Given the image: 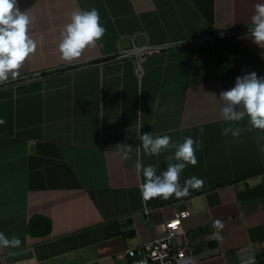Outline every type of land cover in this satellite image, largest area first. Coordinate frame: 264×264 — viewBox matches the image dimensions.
<instances>
[{
    "label": "crops",
    "instance_id": "crops-1",
    "mask_svg": "<svg viewBox=\"0 0 264 264\" xmlns=\"http://www.w3.org/2000/svg\"><path fill=\"white\" fill-rule=\"evenodd\" d=\"M255 2L16 0L36 48L0 81V231L20 239L0 246V264H130L126 248L163 235L185 210L193 264H264V130L245 117L232 122L237 136L223 134L218 100L237 75H264V47L246 24ZM91 7L102 44L63 60L61 28L73 10ZM138 128L173 140L199 135L196 163L179 180L202 184L142 199L133 162L160 171L171 150L145 154ZM121 142L130 159H121Z\"/></svg>",
    "mask_w": 264,
    "mask_h": 264
},
{
    "label": "clouds",
    "instance_id": "clouds-1",
    "mask_svg": "<svg viewBox=\"0 0 264 264\" xmlns=\"http://www.w3.org/2000/svg\"><path fill=\"white\" fill-rule=\"evenodd\" d=\"M253 8L246 23L247 32L255 44L264 47V0H256ZM30 23L31 17L16 6V0H0V81L9 76L15 77L21 63L35 50L36 40L28 32ZM104 32L105 27L100 23L95 7L73 10L68 22L60 30L58 49L61 58L72 61L80 57L86 47L97 42L102 44L100 38ZM218 100L221 102L220 116L229 122L222 128L223 134L231 132L237 136L240 129L233 126L232 122H239L245 117L250 128L264 130V75H258L254 70L237 75L230 87L219 92ZM139 128L136 133L145 154L154 155L171 150L166 157L168 162L160 171L152 164H142L139 160L133 162L137 174L142 177L138 185L142 199L157 196L167 199L173 194L180 197L187 195L190 187L197 188L202 184V179L195 175L186 177L183 183L179 180L186 164L196 163L195 149L200 147L199 135L173 140L166 133L153 135L151 131L139 132ZM258 146L264 155V137L258 140ZM118 150L121 159H130L131 145L118 143ZM213 225L221 228L222 221L214 220ZM19 244V237H9L0 231V246Z\"/></svg>",
    "mask_w": 264,
    "mask_h": 264
},
{
    "label": "built area",
    "instance_id": "built-area-1",
    "mask_svg": "<svg viewBox=\"0 0 264 264\" xmlns=\"http://www.w3.org/2000/svg\"><path fill=\"white\" fill-rule=\"evenodd\" d=\"M227 33L229 32L219 33V36ZM174 44L177 45V42L146 45L135 48L131 53L142 56L158 52ZM187 215L188 212L185 210L180 212L177 217L166 220L163 235L126 248L124 255L130 259V264H193L196 262L195 256L189 252V242L186 239V230L183 225Z\"/></svg>",
    "mask_w": 264,
    "mask_h": 264
}]
</instances>
